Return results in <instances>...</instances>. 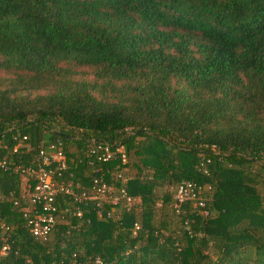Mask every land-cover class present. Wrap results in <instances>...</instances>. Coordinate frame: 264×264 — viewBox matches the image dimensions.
I'll use <instances>...</instances> for the list:
<instances>
[{"label": "trees", "instance_id": "16d2710c", "mask_svg": "<svg viewBox=\"0 0 264 264\" xmlns=\"http://www.w3.org/2000/svg\"><path fill=\"white\" fill-rule=\"evenodd\" d=\"M55 139L63 184L126 196L61 195L35 237L0 168V264H264V0H0V157ZM181 181L204 208L174 206Z\"/></svg>", "mask_w": 264, "mask_h": 264}, {"label": "built area", "instance_id": "2783aa9c", "mask_svg": "<svg viewBox=\"0 0 264 264\" xmlns=\"http://www.w3.org/2000/svg\"><path fill=\"white\" fill-rule=\"evenodd\" d=\"M24 140L25 136L17 139V143L12 146L11 153L16 152L18 146L26 144ZM90 152L97 154V159L101 161L110 160L113 156V151L106 143L92 145ZM0 168L12 170L24 179L20 183L19 200L21 204L18 211L25 219L30 233L35 237L45 238L52 228L56 216L54 202L61 195L73 197L77 201L82 199L91 201L97 214H100L104 204L114 206L126 196L122 187L107 183L102 174L92 179L88 191H82L79 194L75 193L69 184H63L60 176L66 168V155L59 139L50 141L44 148H39L37 160L33 164H13L9 158L2 156L0 157ZM97 171L98 169L95 170ZM8 195H11V190ZM2 197L4 196L0 193V198ZM172 198L176 208L187 201H194L201 208L205 206L201 188L189 181H181L174 189ZM126 199L129 200L128 197ZM12 204L18 205V200H14ZM202 213L206 215L207 210L203 209ZM75 215L80 216L81 211L76 209ZM3 228L5 227L0 223V229ZM8 248V244L4 241L0 246V254Z\"/></svg>", "mask_w": 264, "mask_h": 264}]
</instances>
